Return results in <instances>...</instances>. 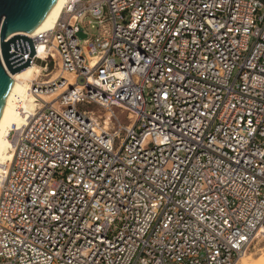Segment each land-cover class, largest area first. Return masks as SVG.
I'll return each instance as SVG.
<instances>
[{
  "label": "built area",
  "instance_id": "1",
  "mask_svg": "<svg viewBox=\"0 0 264 264\" xmlns=\"http://www.w3.org/2000/svg\"><path fill=\"white\" fill-rule=\"evenodd\" d=\"M29 37L54 74L9 133L0 264H235L264 238V0H66Z\"/></svg>",
  "mask_w": 264,
  "mask_h": 264
},
{
  "label": "water",
  "instance_id": "2",
  "mask_svg": "<svg viewBox=\"0 0 264 264\" xmlns=\"http://www.w3.org/2000/svg\"><path fill=\"white\" fill-rule=\"evenodd\" d=\"M57 1L0 0V122L18 85L9 72L31 65L36 53L32 38L21 33L33 32Z\"/></svg>",
  "mask_w": 264,
  "mask_h": 264
},
{
  "label": "bare ground",
  "instance_id": "3",
  "mask_svg": "<svg viewBox=\"0 0 264 264\" xmlns=\"http://www.w3.org/2000/svg\"><path fill=\"white\" fill-rule=\"evenodd\" d=\"M65 2L66 0H58L44 21L33 32L21 34L34 36L41 30L52 28L60 17ZM9 74L18 85L0 122V177L3 172L4 164L7 160L12 158L9 133L26 124L27 115L35 106L34 96L29 92V82L35 80L37 76H45L43 68L39 63L31 64L15 74L10 72ZM53 96L52 94L50 96H45V98L50 99ZM239 262L240 264H264V255L256 259H253L251 256L245 257Z\"/></svg>",
  "mask_w": 264,
  "mask_h": 264
},
{
  "label": "rangeland",
  "instance_id": "4",
  "mask_svg": "<svg viewBox=\"0 0 264 264\" xmlns=\"http://www.w3.org/2000/svg\"><path fill=\"white\" fill-rule=\"evenodd\" d=\"M37 64H38V63H37ZM53 69H54V66L52 65V66L49 68V70L46 72L44 78H46V79L51 78L52 75L54 74V70H53ZM37 77H38V76H37ZM37 77H36V78H37ZM91 108H92V107H91ZM116 112H117L118 115L121 116V114H120V110H116ZM121 120H122L124 123H126L125 118H124V115L121 117ZM262 254L264 255V238L259 236V237L254 241V243H253L252 247L250 248V250H249L245 255H243L241 258H239V260H237L235 264H240L239 261H240L241 259L245 258V257H250V256H251L253 259H256V258H258V257H260V256H263Z\"/></svg>",
  "mask_w": 264,
  "mask_h": 264
}]
</instances>
